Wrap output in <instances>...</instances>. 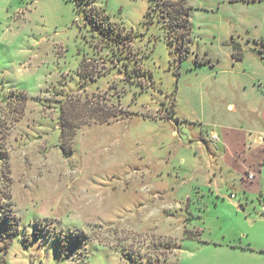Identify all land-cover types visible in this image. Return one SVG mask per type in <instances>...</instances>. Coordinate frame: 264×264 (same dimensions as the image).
I'll list each match as a JSON object with an SVG mask.
<instances>
[{
	"label": "rangeland",
	"instance_id": "obj_1",
	"mask_svg": "<svg viewBox=\"0 0 264 264\" xmlns=\"http://www.w3.org/2000/svg\"><path fill=\"white\" fill-rule=\"evenodd\" d=\"M263 101L264 0H0V264H264Z\"/></svg>",
	"mask_w": 264,
	"mask_h": 264
},
{
	"label": "crops",
	"instance_id": "obj_2",
	"mask_svg": "<svg viewBox=\"0 0 264 264\" xmlns=\"http://www.w3.org/2000/svg\"><path fill=\"white\" fill-rule=\"evenodd\" d=\"M243 104H245V103L243 102ZM228 108H231V109L234 110L235 109V106L232 103V104L228 105ZM262 112H263V115H264V101H263V104H262ZM212 132L215 134V131H212ZM261 134H262V132H260L259 134L257 133L256 141H258L259 138L261 139V141H263L264 138H263V136ZM231 141H233V144H232ZM234 143H236V144H234ZM245 143H246L245 142V137H244V134H243V132L241 130H238L237 136H235L232 139H227V137L225 136V139H223V144H225V145H223V150L225 152H223V151L222 152L221 151H217L220 154V156H219L218 159L220 161V166L221 167H227V168H230L231 169L234 166V167H236V169L240 168L241 171L243 172V175H242L243 178H245L246 181L247 180L248 181H252L253 179L252 180L251 179H247L246 172H252V173H254L255 177H256V173L253 172V171H251V170H249V169L246 170V167H244V165L241 166L239 158L237 157V155H235V153H237V151H240L241 147L243 145H245ZM232 146H233L234 150H233V148H231ZM217 152H216V154H217ZM262 163H264V161H262V160H260L258 162V164H260V165H262ZM263 176H264V174H262V176H260V177H262V180H263Z\"/></svg>",
	"mask_w": 264,
	"mask_h": 264
},
{
	"label": "trees",
	"instance_id": "obj_3",
	"mask_svg": "<svg viewBox=\"0 0 264 264\" xmlns=\"http://www.w3.org/2000/svg\"><path fill=\"white\" fill-rule=\"evenodd\" d=\"M182 2V1H181ZM164 6H167V8H174V5L169 3V1H165L164 3ZM161 5V4H159ZM152 10V8H149L148 12H147V15L150 16V11ZM189 10L190 8L189 7H183V5H177L176 7V13H175V19L176 21H174L175 23L176 22H179L178 24H180L183 28H185V30H188L189 29V26H188V17H189ZM233 48H234V52H233V55L235 56V58L237 59H240L243 55V52L238 49L239 48V45L237 44H234L233 45ZM14 96H17L18 97V101L21 102V104L23 105L25 100L27 99V95L22 92V91H16L14 92L13 94ZM23 111V107L21 106L20 108V111L19 112H22ZM17 120V119H16ZM0 136H4L3 134V130L4 129V126H2V122L0 121ZM5 134H6V130L4 131Z\"/></svg>",
	"mask_w": 264,
	"mask_h": 264
},
{
	"label": "built area",
	"instance_id": "obj_4",
	"mask_svg": "<svg viewBox=\"0 0 264 264\" xmlns=\"http://www.w3.org/2000/svg\"><path fill=\"white\" fill-rule=\"evenodd\" d=\"M213 139H217V137L216 136H213ZM246 177H247V179H254L255 178V175H254V173H252V172H248L247 174H246ZM263 181H264V176H263Z\"/></svg>",
	"mask_w": 264,
	"mask_h": 264
}]
</instances>
